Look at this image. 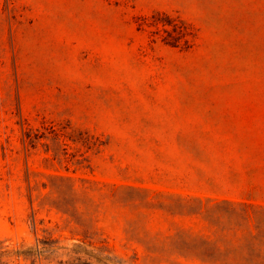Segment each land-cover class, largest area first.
<instances>
[{
	"label": "rangeland",
	"instance_id": "374dc122",
	"mask_svg": "<svg viewBox=\"0 0 264 264\" xmlns=\"http://www.w3.org/2000/svg\"><path fill=\"white\" fill-rule=\"evenodd\" d=\"M0 264H264V0H0Z\"/></svg>",
	"mask_w": 264,
	"mask_h": 264
}]
</instances>
